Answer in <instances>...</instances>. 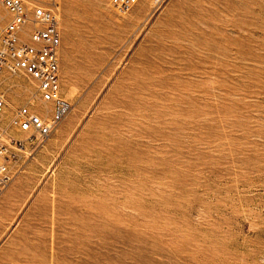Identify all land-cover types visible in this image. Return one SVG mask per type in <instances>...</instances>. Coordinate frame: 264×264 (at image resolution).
Segmentation results:
<instances>
[{
    "label": "rangeland",
    "instance_id": "rangeland-1",
    "mask_svg": "<svg viewBox=\"0 0 264 264\" xmlns=\"http://www.w3.org/2000/svg\"><path fill=\"white\" fill-rule=\"evenodd\" d=\"M61 2L72 110L44 141L9 130L0 264H264V0Z\"/></svg>",
    "mask_w": 264,
    "mask_h": 264
},
{
    "label": "built area",
    "instance_id": "built-area-1",
    "mask_svg": "<svg viewBox=\"0 0 264 264\" xmlns=\"http://www.w3.org/2000/svg\"><path fill=\"white\" fill-rule=\"evenodd\" d=\"M140 1L111 0V4L126 15ZM163 2L157 0L159 5ZM61 10V0H0V196L14 178L10 165L22 147V141H7L9 130L37 135L44 141L72 110L62 95L60 79ZM4 73L29 77L35 84L40 107H11L2 90ZM9 108L12 114L7 116Z\"/></svg>",
    "mask_w": 264,
    "mask_h": 264
}]
</instances>
